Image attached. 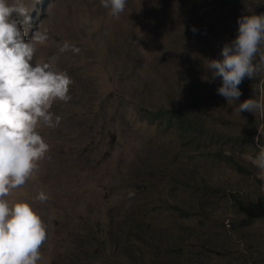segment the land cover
<instances>
[{"label": "rangeland", "instance_id": "obj_1", "mask_svg": "<svg viewBox=\"0 0 264 264\" xmlns=\"http://www.w3.org/2000/svg\"><path fill=\"white\" fill-rule=\"evenodd\" d=\"M25 5L33 62L71 77L59 122L36 126L48 151L6 197L46 225L37 264H264V108L237 111L264 103V68L226 101L206 67L264 0H126L115 18L100 0Z\"/></svg>", "mask_w": 264, "mask_h": 264}, {"label": "clouds", "instance_id": "obj_2", "mask_svg": "<svg viewBox=\"0 0 264 264\" xmlns=\"http://www.w3.org/2000/svg\"><path fill=\"white\" fill-rule=\"evenodd\" d=\"M100 4L115 18L124 11L126 0H100ZM18 17L24 22L30 19L25 0H0V264H37L46 225L28 201L6 197L26 182L48 151L36 126L40 122L52 127L59 122L60 117L48 109L53 100H70L71 77L48 63L33 62L34 44L25 39ZM236 23V35L222 45L219 58L207 59L206 65L213 78H220L216 92L226 101L237 100L241 81L264 68V52L259 48L264 44V13L242 14ZM45 35L34 39L42 41ZM69 47L78 51L67 43L60 51ZM258 52V62L253 63ZM261 108L264 103L251 97L237 105L238 112ZM254 163L264 169V147ZM34 199L43 202L47 194L39 191Z\"/></svg>", "mask_w": 264, "mask_h": 264}, {"label": "trees", "instance_id": "obj_3", "mask_svg": "<svg viewBox=\"0 0 264 264\" xmlns=\"http://www.w3.org/2000/svg\"><path fill=\"white\" fill-rule=\"evenodd\" d=\"M166 113H169L168 110L166 109H162V108H159L157 109L156 111H153L151 112L152 114V117H156L158 119H161L162 117H165V114ZM169 116L170 117H173L170 113H169ZM171 121H168V123H170ZM189 125H192L194 126L195 128L199 129V132H201L202 130V127L197 124V123H194L193 121L189 120L187 117L183 116V117H179L177 122H176V126L180 129V130H183L185 128H187V126ZM191 128V127H190Z\"/></svg>", "mask_w": 264, "mask_h": 264}]
</instances>
